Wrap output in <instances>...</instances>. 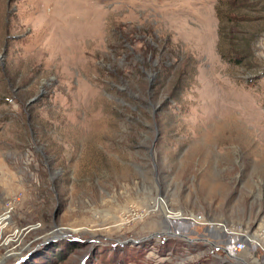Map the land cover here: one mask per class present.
Instances as JSON below:
<instances>
[{"label": "rangeland", "instance_id": "obj_1", "mask_svg": "<svg viewBox=\"0 0 264 264\" xmlns=\"http://www.w3.org/2000/svg\"><path fill=\"white\" fill-rule=\"evenodd\" d=\"M0 264H264V0H0Z\"/></svg>", "mask_w": 264, "mask_h": 264}, {"label": "built area", "instance_id": "obj_2", "mask_svg": "<svg viewBox=\"0 0 264 264\" xmlns=\"http://www.w3.org/2000/svg\"><path fill=\"white\" fill-rule=\"evenodd\" d=\"M228 233V232H227ZM230 236H232L233 234L230 232L229 234ZM232 239V238H231ZM237 240L234 239V245H235V242ZM250 241V240H249ZM245 243L248 245L247 243V240L244 241V243H237L235 246L233 245V247H230L227 245V247H217V248H220V250H224V252L229 255V257L231 258H236V256H238L241 252H243L245 249H246V245ZM213 245H216L214 242H212ZM216 247V246H215Z\"/></svg>", "mask_w": 264, "mask_h": 264}, {"label": "bare ground", "instance_id": "obj_3", "mask_svg": "<svg viewBox=\"0 0 264 264\" xmlns=\"http://www.w3.org/2000/svg\"><path fill=\"white\" fill-rule=\"evenodd\" d=\"M195 219V220H194ZM192 221H194V222H197V219H196V217L194 218ZM228 236H230V235H228Z\"/></svg>", "mask_w": 264, "mask_h": 264}, {"label": "water", "instance_id": "obj_4", "mask_svg": "<svg viewBox=\"0 0 264 264\" xmlns=\"http://www.w3.org/2000/svg\"><path fill=\"white\" fill-rule=\"evenodd\" d=\"M37 99H34L33 101H36Z\"/></svg>", "mask_w": 264, "mask_h": 264}]
</instances>
